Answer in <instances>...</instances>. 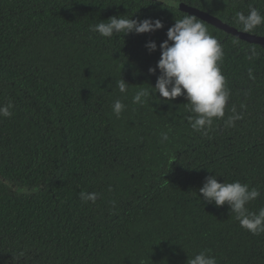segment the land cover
Segmentation results:
<instances>
[{
	"label": "trees",
	"instance_id": "trees-1",
	"mask_svg": "<svg viewBox=\"0 0 264 264\" xmlns=\"http://www.w3.org/2000/svg\"><path fill=\"white\" fill-rule=\"evenodd\" d=\"M181 1L240 30L237 12L264 15V0ZM117 15L164 27L111 38L89 30ZM185 15L171 0H0V106L14 105L0 117V264H188L205 250L217 264H264V233L198 191L214 174L257 188L246 207L264 208V44L202 20L223 47L230 90L206 135L191 128L183 96L132 103L154 86L159 72L148 69ZM249 33L264 37V24ZM233 107L242 118L226 127ZM81 192L100 195L84 202Z\"/></svg>",
	"mask_w": 264,
	"mask_h": 264
},
{
	"label": "clouds",
	"instance_id": "clouds-1",
	"mask_svg": "<svg viewBox=\"0 0 264 264\" xmlns=\"http://www.w3.org/2000/svg\"><path fill=\"white\" fill-rule=\"evenodd\" d=\"M234 22L242 26L244 32H251L264 24V15L255 7H250L248 14L237 12ZM107 22H99L90 26V31L101 37L111 38L114 34H144L160 30L164 27L160 19L145 18L142 20L125 18L122 15L109 17ZM146 49L151 53L156 51L155 41H148ZM160 57L155 68L148 69L149 74L157 70L154 86L139 88L132 97V103L143 106L149 96L157 95L162 101H173L183 96L186 111L190 113L188 120L196 132L207 134L213 126V120L224 117V109L230 96L226 87V79L219 67L223 59V47L212 36L202 20L195 15H185L166 31V39L159 45ZM253 55L255 50H251ZM252 57L249 56V59ZM251 76V71H249ZM128 83L122 78L117 82L121 93H126ZM14 105L9 102L0 106V117H11ZM126 105L117 99L112 104L113 113L119 117ZM233 115L225 121L226 127L235 126V121L242 118L241 114L232 108ZM168 134L161 133V141H167ZM172 162V161H171ZM170 162V163H171ZM199 197L205 204L223 206L227 204L240 226L253 235L264 233V208L258 212H250L246 205L260 196V191L247 183L239 181L218 182L216 175L205 177L199 188ZM96 192H81L80 199L84 202L95 201L99 197ZM188 264H217L214 256L207 250L195 254Z\"/></svg>",
	"mask_w": 264,
	"mask_h": 264
},
{
	"label": "water",
	"instance_id": "water-1",
	"mask_svg": "<svg viewBox=\"0 0 264 264\" xmlns=\"http://www.w3.org/2000/svg\"><path fill=\"white\" fill-rule=\"evenodd\" d=\"M174 6L178 8L181 11L187 12L191 15L197 16L199 19L206 21L215 27L222 29L226 31L227 33H230L240 39L246 40L248 42H253V43H259V44H264V37L255 35V34H250V33H244L239 29H236L232 26H230L228 23L222 21L221 19L217 18L216 16H213L201 9H198L197 7L181 3L179 1H176L174 3Z\"/></svg>",
	"mask_w": 264,
	"mask_h": 264
},
{
	"label": "flooded vegetation",
	"instance_id": "flooded-vegetation-1",
	"mask_svg": "<svg viewBox=\"0 0 264 264\" xmlns=\"http://www.w3.org/2000/svg\"><path fill=\"white\" fill-rule=\"evenodd\" d=\"M176 1H179V2H181V3H184V4H188V5H191V6H194V7H197L196 5H192V4H190V3H187V2H184V1H181V0H171V4L174 6V3L176 2ZM175 7V6H174ZM198 9H201V10H203L202 8H199V7H197ZM203 11H205V10H203ZM205 12H207V11H205ZM207 13H209V12H207ZM210 14V13H209ZM212 15V14H211ZM214 16V15H213ZM230 25V24H229ZM231 26V25H230ZM232 27H234V26H232ZM234 28H236V27H234ZM237 29V28H236ZM240 30V29H239ZM242 32H244L243 30H241ZM244 33H249V32H244ZM250 34H255V33H250ZM256 35V34H255ZM259 36V35H258ZM261 37H263V36H261Z\"/></svg>",
	"mask_w": 264,
	"mask_h": 264
}]
</instances>
